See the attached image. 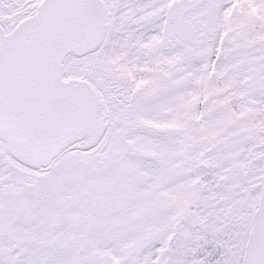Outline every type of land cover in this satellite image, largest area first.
Returning a JSON list of instances; mask_svg holds the SVG:
<instances>
[{"label":"snow or ice","instance_id":"1","mask_svg":"<svg viewBox=\"0 0 264 264\" xmlns=\"http://www.w3.org/2000/svg\"><path fill=\"white\" fill-rule=\"evenodd\" d=\"M0 264H264V0H0Z\"/></svg>","mask_w":264,"mask_h":264}]
</instances>
